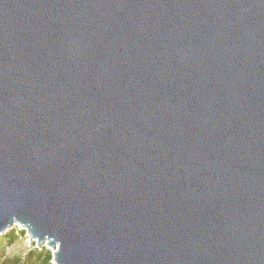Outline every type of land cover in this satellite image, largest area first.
I'll list each match as a JSON object with an SVG mask.
<instances>
[{"label":"water","instance_id":"95a60500","mask_svg":"<svg viewBox=\"0 0 264 264\" xmlns=\"http://www.w3.org/2000/svg\"><path fill=\"white\" fill-rule=\"evenodd\" d=\"M52 264H264V0H0V235Z\"/></svg>","mask_w":264,"mask_h":264},{"label":"rangeland","instance_id":"374dc122","mask_svg":"<svg viewBox=\"0 0 264 264\" xmlns=\"http://www.w3.org/2000/svg\"><path fill=\"white\" fill-rule=\"evenodd\" d=\"M11 230H13L16 235L18 232H22L23 234L22 237H18V239L13 243L7 239H3L0 241V264L21 263V261L26 257L30 248L37 249L38 251L44 249L42 250L43 254L45 253V251H49V253L51 254V251L44 246L41 248H37L35 246V243L30 241L28 234L24 229H20L19 227L14 226ZM3 235L4 234L0 235V238H3ZM32 244H34L33 247ZM49 263L52 264V259Z\"/></svg>","mask_w":264,"mask_h":264},{"label":"trees","instance_id":"16d2710c","mask_svg":"<svg viewBox=\"0 0 264 264\" xmlns=\"http://www.w3.org/2000/svg\"><path fill=\"white\" fill-rule=\"evenodd\" d=\"M22 232H18L17 235L14 233L13 230L6 232L3 235V238H0V241L3 239H7L10 242H15L18 237H22ZM34 246V244H32V247ZM44 250V249H42ZM40 250L38 251L37 249H29V252L27 253L26 257L21 261V263H17V264H50V260L51 258V254L49 253V251H45V255L42 253L43 251Z\"/></svg>","mask_w":264,"mask_h":264}]
</instances>
